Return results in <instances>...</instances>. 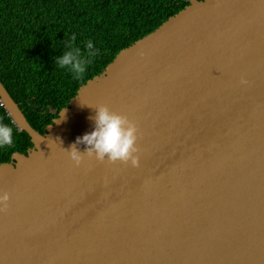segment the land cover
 I'll use <instances>...</instances> for the list:
<instances>
[{
	"label": "water",
	"instance_id": "1",
	"mask_svg": "<svg viewBox=\"0 0 264 264\" xmlns=\"http://www.w3.org/2000/svg\"><path fill=\"white\" fill-rule=\"evenodd\" d=\"M183 1L44 134L0 83L31 143L0 164V264H264V0ZM100 105L134 124L136 167L75 144Z\"/></svg>",
	"mask_w": 264,
	"mask_h": 264
},
{
	"label": "trees",
	"instance_id": "2",
	"mask_svg": "<svg viewBox=\"0 0 264 264\" xmlns=\"http://www.w3.org/2000/svg\"><path fill=\"white\" fill-rule=\"evenodd\" d=\"M186 5L183 0H0V83L27 124L44 134L80 86ZM89 40L97 53L80 79L53 64L65 50L79 46L83 53ZM0 123L13 137L11 146L0 148L2 164L13 153L25 154L31 143L1 104Z\"/></svg>",
	"mask_w": 264,
	"mask_h": 264
},
{
	"label": "clouds",
	"instance_id": "3",
	"mask_svg": "<svg viewBox=\"0 0 264 264\" xmlns=\"http://www.w3.org/2000/svg\"><path fill=\"white\" fill-rule=\"evenodd\" d=\"M72 39L74 40L75 37L73 36ZM83 47V53L79 46L63 51L59 56L53 58V64L57 68L63 69L73 79H80L85 73L87 63L97 53L90 40L86 41ZM92 119V130L77 137L75 144H84L87 155L94 154L97 161L127 162L132 167H136L138 160L134 155L137 151L134 144L137 137L134 124L126 117L110 112L103 105L95 108ZM12 144V129L8 125L0 123V148ZM67 155L74 166L80 164L82 155L74 146H70ZM7 201L8 194L0 193V208L6 207Z\"/></svg>",
	"mask_w": 264,
	"mask_h": 264
}]
</instances>
